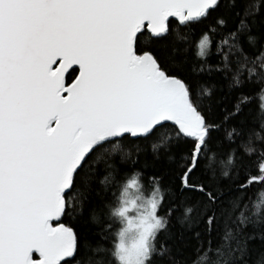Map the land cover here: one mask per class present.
<instances>
[{
  "label": "snow or ice",
  "instance_id": "6c2138e0",
  "mask_svg": "<svg viewBox=\"0 0 264 264\" xmlns=\"http://www.w3.org/2000/svg\"><path fill=\"white\" fill-rule=\"evenodd\" d=\"M0 264H264V0H0Z\"/></svg>",
  "mask_w": 264,
  "mask_h": 264
}]
</instances>
